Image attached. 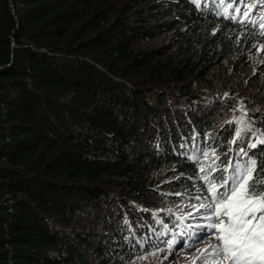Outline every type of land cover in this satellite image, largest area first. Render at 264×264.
Segmentation results:
<instances>
[{
    "label": "trees",
    "instance_id": "trees-1",
    "mask_svg": "<svg viewBox=\"0 0 264 264\" xmlns=\"http://www.w3.org/2000/svg\"><path fill=\"white\" fill-rule=\"evenodd\" d=\"M256 7L0 0V264L130 261L189 233L205 177L230 186L246 154L249 190L264 192V115L249 105L252 127L238 128L239 98L215 82L225 66L246 74L264 45Z\"/></svg>",
    "mask_w": 264,
    "mask_h": 264
},
{
    "label": "rangeland",
    "instance_id": "rangeland-1",
    "mask_svg": "<svg viewBox=\"0 0 264 264\" xmlns=\"http://www.w3.org/2000/svg\"><path fill=\"white\" fill-rule=\"evenodd\" d=\"M248 10H251V8L246 9L244 12ZM254 12L255 15L263 17L264 7H256ZM165 15L166 14L163 13L161 17L163 19L161 20H164ZM260 32L264 33V29H261ZM159 43H162V41H151L148 46L153 47ZM249 57L251 58L250 65L245 66L244 69L247 73H243L242 76L239 74L240 78L229 75L230 71L226 66L224 67L225 70L219 69L216 72L219 79L215 77V82L221 80L218 84L221 86V89L225 90L224 93H226L219 96L220 98L225 99L228 95L236 96L237 99L239 98L237 104H241L237 105L238 108H236L235 114H233V119L236 120L238 128L240 129L252 127L247 117L249 105L253 107V110L258 107L260 113L264 115V45L259 43L255 44L253 46V51L249 53ZM225 76H229L228 78L230 79L228 87L224 82L226 79ZM202 82L205 87L203 93L209 94L208 85L209 82L212 83L211 80L203 79ZM204 82H206V86ZM218 84L216 83V85ZM246 155L245 159H231L229 165L226 167L227 171H225V173H229L232 178L239 170L247 167L250 160L254 159L253 157H249L248 154ZM206 161L212 162L214 172L218 171L217 169L219 166H217L215 162V153L207 156ZM211 185H214V182L207 177V188L209 191ZM221 185L224 184L215 185L218 193L228 190L227 187H221ZM209 195V204H211L213 203L211 191ZM178 205L180 204L174 203L172 208ZM201 205L208 204H201L197 201L190 202V210L194 212L200 210V214L197 215L196 220L193 219L191 223L192 229L189 233H184L182 236H171L168 240L163 241L162 246L155 247L142 255H135L130 261L122 262L121 264H217V258L211 249H208L207 252H203L209 244L216 243L214 240L216 230L210 227L211 224L216 223V217L212 215L211 209L201 207ZM182 208H184V206ZM189 213L191 212H188V214ZM201 256L203 259H197V257Z\"/></svg>",
    "mask_w": 264,
    "mask_h": 264
},
{
    "label": "snow or ice",
    "instance_id": "snow-or-ice-1",
    "mask_svg": "<svg viewBox=\"0 0 264 264\" xmlns=\"http://www.w3.org/2000/svg\"><path fill=\"white\" fill-rule=\"evenodd\" d=\"M255 170L256 161L250 160L247 167L231 178V186L227 181L221 185L228 188L222 193L211 185L213 203L201 205L211 209L216 217V223L210 225L216 230V243L209 244L203 252L211 249L217 264H264V192L257 195L255 184L253 190H249ZM256 184H264V179L257 180Z\"/></svg>",
    "mask_w": 264,
    "mask_h": 264
},
{
    "label": "bare ground",
    "instance_id": "bare-ground-1",
    "mask_svg": "<svg viewBox=\"0 0 264 264\" xmlns=\"http://www.w3.org/2000/svg\"><path fill=\"white\" fill-rule=\"evenodd\" d=\"M238 16V15H237Z\"/></svg>",
    "mask_w": 264,
    "mask_h": 264
}]
</instances>
